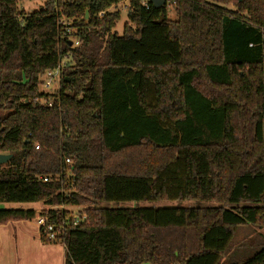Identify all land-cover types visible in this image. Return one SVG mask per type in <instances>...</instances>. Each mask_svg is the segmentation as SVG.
I'll list each match as a JSON object with an SVG mask.
<instances>
[{
	"label": "trees",
	"instance_id": "obj_1",
	"mask_svg": "<svg viewBox=\"0 0 264 264\" xmlns=\"http://www.w3.org/2000/svg\"><path fill=\"white\" fill-rule=\"evenodd\" d=\"M31 1L0 0V203L44 208L0 225L47 217L65 264H264V0H128L122 35L125 0ZM142 201L215 206L102 207Z\"/></svg>",
	"mask_w": 264,
	"mask_h": 264
},
{
	"label": "rangeland",
	"instance_id": "obj_2",
	"mask_svg": "<svg viewBox=\"0 0 264 264\" xmlns=\"http://www.w3.org/2000/svg\"><path fill=\"white\" fill-rule=\"evenodd\" d=\"M144 2H147L149 0H143ZM47 0H35L31 2H24L20 4L21 10L31 13L35 11H39L44 6L46 5ZM129 1L125 0L114 7H112L111 11H120L121 12V20L117 24V27L115 29V32L118 33L119 35L123 34V29L124 25L128 21V16H127V7H128ZM230 8H233L230 6ZM169 18L171 20H176L177 15L172 7H169ZM66 62V60L64 61ZM60 87H56L52 90H50V93L54 94L56 93ZM40 90L42 92L45 91V88L43 86L40 87ZM215 206L214 203H196L193 201H186V202H177V201H167V202H150V201H142V202H122V203H109V204H103V208H110V209H165V208H192V207H211ZM44 206L41 203H33V204H28V203H0V209H7V210H18V209H23V210H36L37 213L41 210H43ZM84 207L82 208H68L67 210L70 213V216L76 217L79 215H82ZM37 217L31 221L33 225H37ZM23 226H17L13 224V228H16L17 234L20 236L21 233L18 230L20 227L22 230V233L26 238H29L33 244L37 243L38 241V236H39V229L36 226H32L31 224H22ZM257 231V229L253 227H247V228H241L238 230L236 236H235V244L240 245L246 238L252 237L253 233ZM15 232V231H14ZM6 246V245H4ZM62 247V248H61ZM64 246L60 245V250L59 252H55V257L61 258L55 261V264H63L65 261V254L62 251ZM56 251V248H53ZM253 253V251H252Z\"/></svg>",
	"mask_w": 264,
	"mask_h": 264
},
{
	"label": "crops",
	"instance_id": "obj_3",
	"mask_svg": "<svg viewBox=\"0 0 264 264\" xmlns=\"http://www.w3.org/2000/svg\"><path fill=\"white\" fill-rule=\"evenodd\" d=\"M13 224L21 227L23 226L22 224H31L38 228L37 225H33L31 221L26 220L10 221L6 224H1L0 264H55V261L58 259L61 262V258L55 257V252H59L60 245H43L40 241L39 228L38 241L33 244L29 238L24 236L20 227L18 228L21 233L19 236L16 231L17 229L12 227ZM53 248H56V251H52L54 250ZM62 251L66 255L65 248ZM63 264H65V261Z\"/></svg>",
	"mask_w": 264,
	"mask_h": 264
},
{
	"label": "built area",
	"instance_id": "obj_4",
	"mask_svg": "<svg viewBox=\"0 0 264 264\" xmlns=\"http://www.w3.org/2000/svg\"><path fill=\"white\" fill-rule=\"evenodd\" d=\"M106 14V12H102L99 14V17H103ZM61 25H65V22H61ZM76 45H78V43H76ZM67 59H63L60 61V63L58 64V66L51 71H48L42 78V86L45 88L44 92H49L50 90L56 88V87H60L62 78H63V69L66 66V62H64ZM49 106H52V103H49ZM36 149H39V146H36ZM69 163V160L67 161ZM45 182H48V179H44ZM63 209V207H61ZM79 208V207H76ZM51 210V209H50ZM72 219H74V221L76 222V224H78L80 221H84L87 219V214L84 212H82V215L73 217L70 216ZM37 226L39 229L44 228V230L46 231V233H48V237L50 241H55L57 238V234L55 233V231L57 229H62V226L58 227L54 224H48V219L45 216H41L38 215V219H37Z\"/></svg>",
	"mask_w": 264,
	"mask_h": 264
},
{
	"label": "water",
	"instance_id": "obj_5",
	"mask_svg": "<svg viewBox=\"0 0 264 264\" xmlns=\"http://www.w3.org/2000/svg\"><path fill=\"white\" fill-rule=\"evenodd\" d=\"M149 2L155 8H160V7H162V6H164V5L167 4V1L166 0H149ZM11 157H12L11 155H0V165L6 164L11 159Z\"/></svg>",
	"mask_w": 264,
	"mask_h": 264
}]
</instances>
